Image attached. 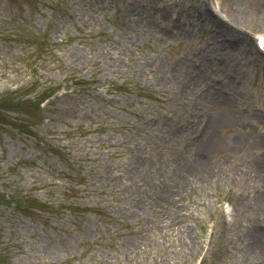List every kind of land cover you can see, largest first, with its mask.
Wrapping results in <instances>:
<instances>
[{"label": "rangeland", "instance_id": "1", "mask_svg": "<svg viewBox=\"0 0 264 264\" xmlns=\"http://www.w3.org/2000/svg\"><path fill=\"white\" fill-rule=\"evenodd\" d=\"M260 35L264 0H0V264H264Z\"/></svg>", "mask_w": 264, "mask_h": 264}, {"label": "bare ground", "instance_id": "2", "mask_svg": "<svg viewBox=\"0 0 264 264\" xmlns=\"http://www.w3.org/2000/svg\"><path fill=\"white\" fill-rule=\"evenodd\" d=\"M208 14L211 15L210 12H209ZM262 241H263V244H264V236L262 237ZM263 244H262V245H263Z\"/></svg>", "mask_w": 264, "mask_h": 264}]
</instances>
